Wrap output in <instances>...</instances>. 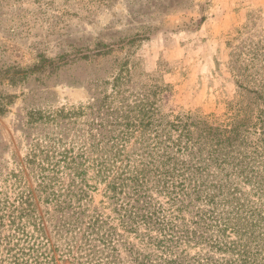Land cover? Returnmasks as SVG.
<instances>
[{"label":"trees","instance_id":"1","mask_svg":"<svg viewBox=\"0 0 264 264\" xmlns=\"http://www.w3.org/2000/svg\"><path fill=\"white\" fill-rule=\"evenodd\" d=\"M122 78L0 174V264H264V77L222 119L124 105Z\"/></svg>","mask_w":264,"mask_h":264},{"label":"rangeland","instance_id":"2","mask_svg":"<svg viewBox=\"0 0 264 264\" xmlns=\"http://www.w3.org/2000/svg\"><path fill=\"white\" fill-rule=\"evenodd\" d=\"M119 74L124 105L222 119L264 77V0H0V174L100 120ZM79 103L92 115L55 116Z\"/></svg>","mask_w":264,"mask_h":264}]
</instances>
